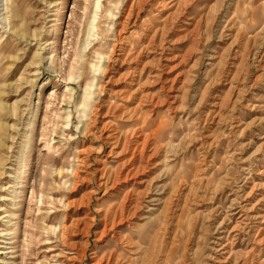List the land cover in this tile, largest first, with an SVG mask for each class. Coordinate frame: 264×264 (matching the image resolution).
<instances>
[{
  "label": "rangeland",
  "instance_id": "1",
  "mask_svg": "<svg viewBox=\"0 0 264 264\" xmlns=\"http://www.w3.org/2000/svg\"><path fill=\"white\" fill-rule=\"evenodd\" d=\"M130 260L264 264V0H0V264Z\"/></svg>",
  "mask_w": 264,
  "mask_h": 264
},
{
  "label": "bare ground",
  "instance_id": "2",
  "mask_svg": "<svg viewBox=\"0 0 264 264\" xmlns=\"http://www.w3.org/2000/svg\"><path fill=\"white\" fill-rule=\"evenodd\" d=\"M93 21H94V17L92 18V20H91V25H92V23H93ZM124 22V21H123ZM92 28H95L93 25H92ZM90 32V31H89ZM91 36H93V35H91ZM68 119V118H67ZM73 171H75V170H73ZM74 173V172H73ZM126 184V183H125ZM124 246V245H123ZM130 251H131V249H130ZM133 251H134V249H133ZM133 251H131V253H133ZM133 256V255H132ZM133 262H132V260H130V261H128V262H125V263H123V264H132ZM106 264H109V262H106Z\"/></svg>",
  "mask_w": 264,
  "mask_h": 264
}]
</instances>
